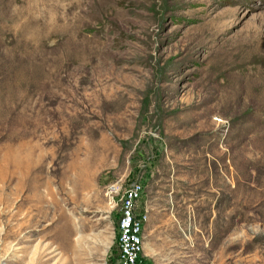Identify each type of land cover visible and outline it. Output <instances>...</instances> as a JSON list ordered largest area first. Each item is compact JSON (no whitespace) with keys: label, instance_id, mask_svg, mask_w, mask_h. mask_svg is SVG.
<instances>
[{"label":"rangeland","instance_id":"1","mask_svg":"<svg viewBox=\"0 0 264 264\" xmlns=\"http://www.w3.org/2000/svg\"><path fill=\"white\" fill-rule=\"evenodd\" d=\"M264 264V0H0V264Z\"/></svg>","mask_w":264,"mask_h":264},{"label":"built area","instance_id":"2","mask_svg":"<svg viewBox=\"0 0 264 264\" xmlns=\"http://www.w3.org/2000/svg\"><path fill=\"white\" fill-rule=\"evenodd\" d=\"M142 192L141 184H134L123 191L116 184L106 188L109 202L120 204L116 225L120 264H138L140 260L143 230L148 222V207L142 200Z\"/></svg>","mask_w":264,"mask_h":264}]
</instances>
